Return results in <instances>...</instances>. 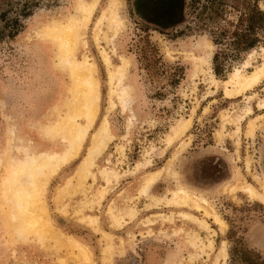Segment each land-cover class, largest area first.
Here are the masks:
<instances>
[{"label": "rangeland", "instance_id": "374dc122", "mask_svg": "<svg viewBox=\"0 0 264 264\" xmlns=\"http://www.w3.org/2000/svg\"><path fill=\"white\" fill-rule=\"evenodd\" d=\"M135 1L121 0L125 29L119 38L113 39L111 25L106 22L96 42L97 21L110 2L100 0L86 30L87 46L79 41L77 60L89 58L96 65L99 113L79 157L61 170L60 181L51 185L61 172L49 182L46 220L52 221L58 234L87 245L96 264H104L105 258L110 264H264V249L257 246L264 235V201L251 200L236 186L240 171L264 195L260 183L264 179V109L259 108L260 101H264V77L255 89L237 97L230 95L236 71L250 74L263 66L264 35L257 48L234 57L233 39H227L222 46L214 41L217 29L225 25L232 31L238 24L241 12L231 8L230 0H213L223 20L212 15V10L209 15L203 13L202 6H210L207 0H186L183 19L165 30L142 19ZM246 1L254 4V0ZM194 2L197 12L193 10ZM76 3L77 0H0V264L80 263L76 251L67 244L57 246L49 239L41 246L32 237L25 241L17 238L16 222L10 218L14 210L2 192L10 162L22 159L18 148L35 153L63 149L59 139L46 129L66 117L75 83L68 68L58 65L59 47L45 33L54 25L80 19ZM25 11L31 16L22 18V32L14 40L3 38L2 15L13 20ZM208 47L212 58L208 65H199L195 60L202 59ZM102 50L110 55L113 67L120 65L122 56L130 61L125 80L130 89L129 109L124 110L116 94L115 108L109 114L115 139L93 169L95 179L88 177L76 189L79 165L92 134L106 115L111 88L118 93L121 89L109 84ZM220 51H225L227 58L223 55L219 60L221 74L217 75L214 55ZM249 106L252 113L245 117ZM238 117H244L239 137L235 123ZM226 118L230 122H224ZM188 120L192 122L188 132L170 141L178 124ZM251 121L257 125L254 138L247 135ZM9 128L15 131L14 138ZM140 163L151 165L132 174ZM169 166L173 174H167L161 185L156 184L150 195L170 196L167 191L180 183L210 201L224 220L225 231L212 217L205 218L203 211L150 207L151 201L140 196L146 178ZM105 169L115 170L121 177L113 181L101 201L100 191L107 186L101 175ZM255 176L260 179L255 180ZM187 181L210 190L189 188L193 186ZM69 182L73 185L65 190ZM214 188L220 190L213 192ZM110 211L126 221L123 229L114 226ZM185 212L204 219L211 230L186 220L182 214ZM57 216L68 220L65 228L59 226ZM81 217L98 219L100 230L112 235L114 254L104 253L105 240L86 218L80 221ZM71 220L81 227L69 224ZM196 236L204 244L212 240L214 251L203 252L197 241V248L191 247ZM224 244L226 257L221 254Z\"/></svg>", "mask_w": 264, "mask_h": 264}, {"label": "bare ground", "instance_id": "6f19581e", "mask_svg": "<svg viewBox=\"0 0 264 264\" xmlns=\"http://www.w3.org/2000/svg\"><path fill=\"white\" fill-rule=\"evenodd\" d=\"M91 1L92 2L77 0L75 11L80 15V19H72L66 25H54L53 27L48 28L45 33L46 37L50 38L59 47L58 65L68 68L75 83V88L71 95L70 108L67 111L66 117L57 122L54 126L46 129L49 135L54 136L57 140L59 139L63 149L60 151H40L35 153L26 149L18 148L19 153L22 155V159H15L10 162L11 165L8 170V177L4 179L2 185L4 199L5 201L8 200V204L10 203L12 206L10 208L14 210V213H11L10 218L12 222H16L14 234L17 238L19 237L25 241L27 238L32 237L41 246L49 239H53V242L57 243V246L67 244L66 246L69 245V248L76 251L77 254L75 253V257L77 261H80V263L78 262L79 264H96L94 262L93 253L87 245L80 242L78 239L65 236L64 234H58L55 231V226L52 221L46 220L48 216V207L45 202V196L49 182L56 177L63 168L72 164L73 161L79 157L87 143L89 132L98 118L100 92L98 81L95 78L96 65L92 63L89 58L78 61L76 57L79 41L82 40L83 45L85 47L87 46L85 41L86 30L100 2V0ZM121 7V0H110L106 10L102 12L97 21L94 31L96 42L99 41V38L102 35V26L106 22L111 25L114 40L118 39L123 33L125 22L120 13ZM109 56L110 55L104 50L101 51L102 61L108 71L109 84L110 86L117 84V87L121 89L118 93L114 88H111L108 96L109 107L106 111V115L103 117L99 128H97L92 134L87 154L79 165L77 175L78 183L76 184L78 186L76 187L74 184L76 189L79 186L82 187L84 181L88 177L92 176V178L94 177L95 179L93 169L98 166V160L101 159L115 139L109 121V114L116 105L114 103V96L117 94L124 110L129 109L127 103L130 101V89L125 85V80L128 77L130 61L128 58L122 56L120 65L113 67ZM211 58V47H208L205 50L204 57L195 61L199 65H208ZM248 66L249 63L247 62L246 68ZM233 75L234 78L231 82L232 92H230V95L234 97L241 96L247 91L255 89L256 86L258 87L261 83L264 77V64L250 74H245L243 71H236ZM248 100L251 102L252 99L249 98ZM259 108L264 109V101H260ZM252 110L253 108L251 109L249 106L245 110V117L249 116L252 113ZM243 119L244 117H238L237 120L235 119L237 125L236 133L238 134V137L241 132ZM132 122L133 120L130 121V125H132ZM224 122L230 121L226 118ZM191 123V120L185 121L181 124L179 123L174 130L173 138H170V141L184 136L190 129ZM256 129V121H251L248 125L247 135L254 138ZM8 131L14 138L15 131L12 128H9ZM150 165L151 164L144 165L140 163L135 167L132 174H137L142 170L147 169ZM249 168L250 161L247 162V169L249 170ZM172 170V166H169L160 171L151 173L142 185V189L139 192L140 196L146 197L151 201L149 205L150 207L153 206L157 208L158 206H164L167 209L188 208L198 212L203 211L205 218L212 217L214 222L225 231L226 224L210 201L201 195L191 193L190 190L180 183L177 184L174 189L167 191L170 196L157 198L154 195H150V190L158 184L159 181L163 180L167 174L170 176L173 174ZM101 175L107 184V186L100 191V200L102 201L107 197V190L111 187L113 181H118L121 176L115 170L108 171L107 169L101 171ZM237 177L238 183L236 186L245 192L251 200L259 199L264 201L263 193L261 195L257 189L249 184L240 171H237ZM259 179V177L255 176V180ZM260 183L261 188L264 191L263 178ZM72 185V182H69L66 187L64 186L65 190L72 187ZM229 192L231 193V191ZM182 214L186 220L196 223L202 229L206 231L211 230L209 224L204 219H198L186 212ZM110 215L113 219L114 226L117 229H123V227H125L126 221L124 219L114 215L112 211H110ZM85 218L86 217H81L80 221H85L87 219ZM86 221H89L92 228H94L97 233L101 234L102 240H105L107 247L104 249V253L106 255L114 254L116 250L112 242V235L100 230L97 218H88ZM196 241L200 244L199 249L203 252L207 251L206 253H212L214 251L215 246L212 240H208L207 244H204L201 241V238L196 236L195 242L191 243V247L197 248L198 245ZM221 254L223 257H226L225 244L222 248ZM104 264H110L107 258H105Z\"/></svg>", "mask_w": 264, "mask_h": 264}, {"label": "trees", "instance_id": "16d2710c", "mask_svg": "<svg viewBox=\"0 0 264 264\" xmlns=\"http://www.w3.org/2000/svg\"><path fill=\"white\" fill-rule=\"evenodd\" d=\"M210 6L207 8L212 10V15L217 16L220 20H223L221 16V10L217 3L213 0H207ZM231 8L241 12L238 19L237 25L230 24L229 26H234V30L225 25L217 29L214 32V41L217 45L222 46L227 39H233V49L234 57H238L241 53L248 52L249 50L257 47L262 42V35H264V10L261 8L260 4H264V0H254V4L250 2L230 0ZM244 2V3H243ZM243 8V10H240ZM31 16L30 12H23L19 17L13 20H6V15H2L4 19V36L3 38L7 40H14L23 30L22 18L26 19ZM224 55V56H223ZM227 58L225 51L217 52L214 61L217 63L221 57ZM216 73L219 75L220 70L216 68Z\"/></svg>", "mask_w": 264, "mask_h": 264}, {"label": "flooded vegetation", "instance_id": "af4514ba", "mask_svg": "<svg viewBox=\"0 0 264 264\" xmlns=\"http://www.w3.org/2000/svg\"><path fill=\"white\" fill-rule=\"evenodd\" d=\"M194 4L195 5L193 7V10L197 12L198 11L197 3L194 2ZM135 5H136V8H137L142 19H144L148 22H151L152 24H155L160 29L165 30V29L171 28L174 25L178 24L183 19L185 8H186V0H136ZM260 6H261V4H260ZM202 7H203L202 10L204 9L203 13H207L209 15V9L204 5ZM261 8L264 10V7L261 6ZM192 14L195 15L194 13H192ZM255 48H257V47H255ZM255 48H253V49H255ZM253 49H251V50H253ZM251 50H249V51H251ZM215 55H214V57H215ZM217 63H216L217 64L216 68L219 69V66H218L219 62H217ZM219 70H220V74H221V69H219ZM212 135H214V133ZM235 158H236V155L234 157V160H235ZM187 182H189V181H187ZM189 185L193 186V187H190L187 185L189 188H192L195 190H199V189H202L201 191H203V190L209 191L210 190V189L200 188L199 187L200 185L197 186L192 182H189ZM208 187H210V186H208ZM196 188H198V189H196ZM219 190L220 189L214 188L213 192L219 191ZM205 191H203V192H205ZM257 242H258L257 246L259 248L264 249V244H263L264 235ZM245 261H247V260H245Z\"/></svg>", "mask_w": 264, "mask_h": 264}, {"label": "crops", "instance_id": "0c3cea01", "mask_svg": "<svg viewBox=\"0 0 264 264\" xmlns=\"http://www.w3.org/2000/svg\"><path fill=\"white\" fill-rule=\"evenodd\" d=\"M61 174H62V172L57 176V178H55L53 181H52V183H51V185L52 184H54V182H57V180H61ZM59 184V183H58ZM162 184V181H160L158 184H157V186H159V185H161ZM157 186L155 187V189L157 188ZM51 187V186H50ZM164 188V187H163ZM57 221H58V224H59V226L60 227H62V228H65L66 227V224L68 223V220H66V218H64V217H60V216H57ZM73 220H71V221H69V224H73V225H75V226H78V227H81V226H79V225H77L75 222H72ZM123 234V233H122Z\"/></svg>", "mask_w": 264, "mask_h": 264}]
</instances>
